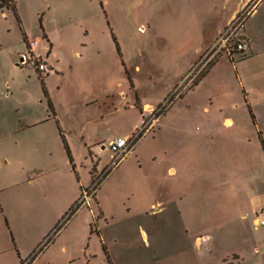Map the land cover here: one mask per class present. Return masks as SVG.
Returning <instances> with one entry per match:
<instances>
[{"label": "rangeland", "instance_id": "obj_1", "mask_svg": "<svg viewBox=\"0 0 264 264\" xmlns=\"http://www.w3.org/2000/svg\"><path fill=\"white\" fill-rule=\"evenodd\" d=\"M13 1L15 14L0 12V180H17L11 192L27 202L23 207L16 204L14 234L8 221L2 222L14 239L9 237L7 245L3 240L0 264L18 261L17 252L32 253L47 237L51 240L61 232L32 264H264V224L253 222L255 217L264 219V212L255 213L238 186L216 185L211 161L202 162V168L196 164L194 184L184 188L197 191L208 183L224 187L242 202L233 210L220 199L218 215L211 209L210 216L197 218L203 229L208 228L204 234L194 233L193 225L186 223L188 211H176L180 202L172 200L174 186L156 169L173 144L170 132L194 120V127L200 128L194 107L218 101L236 119L234 127L251 139L250 144L225 149V171L244 157L227 158L229 152H245L259 175L258 212L264 208V75H250L257 63L247 59L248 50L230 58L221 53L212 61H218L215 70L190 88L206 43L239 0ZM241 8L252 12L254 2ZM262 15L264 1L256 20ZM30 40L37 42L36 53L48 69L45 76L19 64V56L29 53ZM187 90L186 97L178 98ZM242 91H249L246 103ZM47 99L54 104L58 122L49 118L18 130L25 123L23 113L47 115ZM232 103L233 109L227 110ZM163 104L164 113L137 141L138 148L113 169L107 167L112 156L108 141L134 134L141 120L149 121ZM251 105L256 120L250 115ZM213 108L203 112L211 115ZM192 145L193 151L201 152L199 143ZM197 169L206 183L200 184ZM28 176L35 178L23 182ZM97 178L101 179L88 205L91 227L83 244L77 235L72 238L74 225L53 233L67 212L69 192L79 185L87 188ZM176 187L181 193V186ZM251 191L247 189L249 197ZM198 200L193 197L186 203L196 205ZM160 201L166 202L165 208Z\"/></svg>", "mask_w": 264, "mask_h": 264}, {"label": "crops", "instance_id": "obj_2", "mask_svg": "<svg viewBox=\"0 0 264 264\" xmlns=\"http://www.w3.org/2000/svg\"><path fill=\"white\" fill-rule=\"evenodd\" d=\"M248 1L254 2V10L247 18L245 28L241 34V38L245 39L249 45L247 51L249 57L247 59L249 60L251 59L252 62L255 60V62L257 63V64H253L254 67H252V69L250 68V75L252 76V74H254L255 76L261 77L262 74L264 75V16L262 15L263 18H258V20H256L257 18L255 17L258 15L260 6L262 5L264 0H239L237 8L232 12L231 16L224 23L218 26V28L211 35L209 41L206 43V49L213 42L216 35L226 26V24L229 22L232 16ZM34 52L35 54H38L36 53V46L34 48ZM38 55L40 56V54ZM217 62L218 61L212 64V66L208 69L205 75L197 82L196 85L190 87L192 90L194 87L200 85V83L209 74H211L213 70H215ZM34 70H35V74L37 76H40L35 68ZM31 74L32 72H29L27 78H31L32 77ZM43 74H44L43 76H45L46 73L44 72ZM17 87L18 86H14L15 89H17ZM190 88L188 90H190ZM188 90L185 93H183L181 97L178 98L186 97L187 93H189ZM241 93L244 102L245 103L247 102L246 97L247 100L249 101L248 99L249 91H247L248 95L244 91H242ZM48 101L49 99H47V112H46L47 115L36 116L33 115L32 113L31 114L29 113L28 115L26 113H23V121L25 123L22 126L18 127V130L19 128L21 129H25L29 127L33 128L38 124H41L43 122H48L49 118H53L58 122V118H57L58 114L55 112V108L53 106L54 104L53 105L51 104L53 109V114L52 113L48 114L50 110L48 107ZM24 104L25 103H23L22 105ZM212 105H214L213 114L211 115H207V113L205 114V112L203 111L207 110V112H209V109ZM236 106L237 105L235 104V107ZM230 107L233 109V103L227 107V110H229ZM194 110L197 111L195 118L197 117L199 118V123L201 124V127L195 128L193 125L194 124L193 122L195 121L194 120L184 123L183 128H179V129L177 128L171 131L170 136H172V138L170 140H173L172 141L173 144H169L170 149L168 150L166 149V151L162 153L163 158L162 160H160L156 168L159 173H161L163 176H165L166 179L169 180V184L174 186L173 193L171 196H174L175 199L172 197V200H176L174 202L177 201L180 202V205L176 206L177 208L176 211L178 213L180 212L182 213L183 209L188 211L190 213V216L189 219L186 221V223L187 224L191 223L193 225L192 230H194V233L198 232V234H204L205 232L208 231V228L203 229L200 226L199 223L200 221H197V218H205L210 216L211 209L213 210L215 209L216 210L215 213L218 215L219 212L222 211L219 208L221 203L220 199H222L223 202L227 200V204L230 206V208H232L233 210H238L236 206L241 205L240 203L242 202V199L236 197L234 193H231L229 191L226 193L224 187L214 188L216 185L224 186L228 184L229 185L234 184L238 186L240 190H243L245 197L247 198L246 203L248 204V206L252 208L255 213L262 215L261 210L263 208H261L259 210L260 212H258V209L260 208L259 204L261 203L257 199L258 195L261 194V190L259 189L260 182L258 178L259 177L258 171L255 165H250L247 156H245V152L241 153L242 156L240 155L236 156L233 155L232 152H229L230 155H228L227 158H233V157L239 158L243 156L244 157L242 159L240 158L238 161H236V163H231V166H229V170L227 172L225 171V167L229 165L228 163L225 162V158H226L225 149L226 148L231 149V147H234L235 145L239 147L240 143H243L244 145L250 144L251 139L247 137L248 135L246 131L239 130L238 128L234 127L235 125L234 122L236 119H234L231 115H228L229 111L228 113L224 112L222 105L218 103V101L215 104L210 103L209 105L208 104L207 105L204 104L202 106L198 105L197 107H194ZM250 112L252 113L254 119L256 120L257 119L256 110L255 107H253L252 105L250 108ZM242 131L244 132L245 136L241 135L240 132ZM117 137H123V136H117ZM114 138H112L111 140H113ZM193 143L200 144L201 152H199L198 154L192 149ZM137 145L138 144H136V146L134 145L133 149L135 148L137 149L138 148ZM173 154L176 155L174 156V158H171ZM166 157H168V159L170 157V160H163ZM210 161L215 177L219 180L218 183L215 186H211V187L207 183L205 187L197 189V191L188 190L187 188H184L186 186H190L194 184L192 177V170L195 167V165L198 164L202 168V162L208 163ZM217 168H220L221 171L219 172ZM196 173L200 177L199 178L200 184L207 182L206 180H203L204 178H202L203 171H201V169H197ZM204 175L205 178H207L208 171H204ZM33 178L35 177L28 176L25 179H23V182L29 183V181L33 180ZM17 184H18L17 180H15L13 177L10 176H5L3 180H0V246L1 244H5L3 243V240L6 242L7 245L9 237L11 240L14 239L13 235L10 232H9L10 236L8 235V231H7L8 228L6 230V228L2 224L3 220L6 225L8 221L11 232L14 234V230H15V225H14L15 222L13 220L14 210L19 205L23 207L27 202L26 197L17 198V196L11 192V189ZM176 186H181V193L179 194L176 193V188H177ZM248 188H250L252 190L251 192L253 193V195H251L250 197L247 194ZM82 190H83V185H79L77 189L73 190L72 192H69L68 203L67 206L64 207L65 211H68V209L78 198ZM193 197H195L196 200L199 199L200 203L198 202L196 205H193L192 203L191 204L186 203L189 198L191 199ZM169 199L170 198L167 199V203L169 202ZM160 202L162 204V208H165L166 202L163 201ZM17 203H19L18 206H16ZM154 205H155L154 203L151 204V206ZM90 207L84 206L77 209L75 213L72 215V217L69 219V221L62 227L63 229H66L68 226L74 225L73 227L74 234L72 232V238H75L77 235L78 240L79 241L81 240V244H83V242L86 240L88 228L90 227V223L92 221V211ZM155 210H157V208ZM257 218L258 217L253 218L254 224ZM222 223H220L216 227L218 229L219 227L222 228L221 227L223 226ZM194 227L195 228L200 227V228L194 229ZM61 233H58V235L54 236L50 244L56 242L59 236L61 235ZM198 238L199 237L196 236V240ZM39 244H37L36 247L34 248H37ZM62 249L65 252L66 247L62 246ZM30 251H32V249L31 250L28 249L24 251L23 256H21L17 252L18 261L16 260L9 261L8 264H20L23 258H25L28 255V253L30 254ZM0 252H2L1 249ZM235 260H238V258L235 257ZM262 261L263 258L260 257L259 262L262 263Z\"/></svg>", "mask_w": 264, "mask_h": 264}, {"label": "built area", "instance_id": "obj_3", "mask_svg": "<svg viewBox=\"0 0 264 264\" xmlns=\"http://www.w3.org/2000/svg\"><path fill=\"white\" fill-rule=\"evenodd\" d=\"M250 12L251 11L248 8H241L236 14L232 16L226 26L217 34L213 42L205 50V52L199 58L198 62L195 64L194 67L197 66L198 69L196 74H194V77L191 79L192 81L219 54H225L230 58L236 57V55H241L248 50V43L245 39L241 38V34L245 28V24L248 16L250 15ZM36 44V40H30L27 43V49L29 53H27V55L23 54L20 57L19 64L30 65L38 71L46 72V70H48L46 64L42 61L41 56L35 54L34 52ZM164 108L165 107L163 104L157 109H155L154 112L151 114L152 118L149 121H145L144 119H142L140 127L135 130L136 132L134 134H131L128 137H117L109 141L108 147L112 152V156L111 161L107 167L113 169L115 166H117V164L123 159V157L126 156L133 149L136 142L145 134V132L152 128V122H155L159 119V116L164 113ZM101 178H97L94 183H92L89 187L84 188L80 192L78 198L75 200V206L77 207L76 209L84 206L88 207L89 202L94 194V191L96 190L95 188H98L96 186L99 185V181ZM261 212H264V208L261 210ZM255 224H264V219L257 218ZM36 251L30 253L28 257H26L20 262V264H32V257Z\"/></svg>", "mask_w": 264, "mask_h": 264}, {"label": "trees", "instance_id": "obj_4", "mask_svg": "<svg viewBox=\"0 0 264 264\" xmlns=\"http://www.w3.org/2000/svg\"><path fill=\"white\" fill-rule=\"evenodd\" d=\"M5 11H10L12 12L13 14H15V3L13 0H0V12L3 13ZM213 62H211L196 78L193 79L192 83H191V87H193L194 85L197 84V82L205 75V73L208 71V69L212 66ZM178 97H181V95H179ZM48 107L50 109V112L53 114V109H52V106H51V103L48 101ZM250 112V110H249ZM250 115H251V112H250ZM67 151V149H66ZM67 154H68V151H67ZM90 175H91V178H92V173L90 171ZM75 203V202H74ZM74 203L72 204V206L68 209V211L66 212L65 214V217H63L62 221L59 223H57L54 227V230H53V233L57 234V232L60 230V228L62 226H64V224L71 218V216L74 214V212L76 211V206L74 205ZM65 222V223H64ZM91 227V225H90ZM52 240V239H51ZM50 240V237H47L46 241L39 246L38 250L35 252V254H33V257L34 258L40 250H42V247H45L46 244L48 242L51 241Z\"/></svg>", "mask_w": 264, "mask_h": 264}]
</instances>
